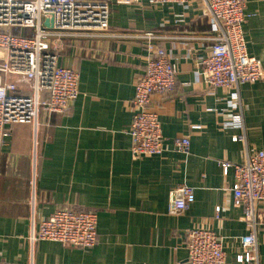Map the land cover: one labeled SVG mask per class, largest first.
Wrapping results in <instances>:
<instances>
[{"label": "crops", "instance_id": "1", "mask_svg": "<svg viewBox=\"0 0 264 264\" xmlns=\"http://www.w3.org/2000/svg\"><path fill=\"white\" fill-rule=\"evenodd\" d=\"M203 6L202 0L183 6L109 0L103 33L59 39L57 64L77 72L78 94L64 112L39 110L35 127L11 124L0 140V264H187L185 232L194 227L220 237L225 261L234 262L247 227L243 209L231 201L232 169L224 175L219 163L238 164L264 148V0L243 6L245 50L263 72L261 80L237 86L244 142H233L237 130L221 126L228 90L209 88L196 73L212 42ZM146 32L154 38L141 37ZM146 44L170 56L175 81L163 99L151 101L162 151L131 159L130 101L151 56ZM0 79L9 80L2 73ZM177 136L187 137L186 154L174 149ZM180 184L192 189L193 201L167 214L168 193ZM58 208L96 212L91 247L28 242L31 226ZM255 216L264 264V201L255 204Z\"/></svg>", "mask_w": 264, "mask_h": 264}, {"label": "built area", "instance_id": "2", "mask_svg": "<svg viewBox=\"0 0 264 264\" xmlns=\"http://www.w3.org/2000/svg\"><path fill=\"white\" fill-rule=\"evenodd\" d=\"M148 4L186 5L188 0H146ZM132 3L138 0H116ZM203 14L211 33L207 53L198 62L197 75L209 88L227 92V113L221 126L237 130L233 142H244L242 107L237 86L263 78L259 61L250 56L241 31L244 0H202ZM109 0H0V140L9 134V125L27 123L35 127L39 110L62 113L78 94L77 72L57 64V42L78 31L101 32L108 26ZM47 21V26L44 25ZM28 30V31H25ZM151 40L150 32L142 34ZM151 56L135 80L127 128L131 159L162 151L158 112L151 101L168 94L175 81V67L163 50L146 44ZM46 92L41 100L40 93ZM173 147L187 153L188 139L177 136ZM222 174L233 172L231 201L243 209L241 220L247 232L237 238L239 250L233 263L224 259L221 238L211 230L194 227L185 232L187 264H259L255 236V204L264 201V148L246 153L241 163L220 162ZM193 201L192 189L180 184L167 196L166 212L176 215ZM32 204V197L29 200ZM216 210L218 208H215ZM96 212L91 209L58 208L31 226L27 236L56 241L67 246L91 247L95 243Z\"/></svg>", "mask_w": 264, "mask_h": 264}, {"label": "water", "instance_id": "3", "mask_svg": "<svg viewBox=\"0 0 264 264\" xmlns=\"http://www.w3.org/2000/svg\"><path fill=\"white\" fill-rule=\"evenodd\" d=\"M44 25L47 26V21H44Z\"/></svg>", "mask_w": 264, "mask_h": 264}, {"label": "rangeland", "instance_id": "4", "mask_svg": "<svg viewBox=\"0 0 264 264\" xmlns=\"http://www.w3.org/2000/svg\"><path fill=\"white\" fill-rule=\"evenodd\" d=\"M25 31H28V30H25Z\"/></svg>", "mask_w": 264, "mask_h": 264}]
</instances>
